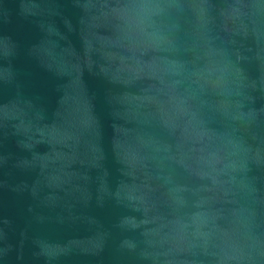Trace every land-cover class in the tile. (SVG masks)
Masks as SVG:
<instances>
[{
  "label": "water",
  "instance_id": "95a60500",
  "mask_svg": "<svg viewBox=\"0 0 264 264\" xmlns=\"http://www.w3.org/2000/svg\"><path fill=\"white\" fill-rule=\"evenodd\" d=\"M0 264H264V0H0Z\"/></svg>",
  "mask_w": 264,
  "mask_h": 264
}]
</instances>
